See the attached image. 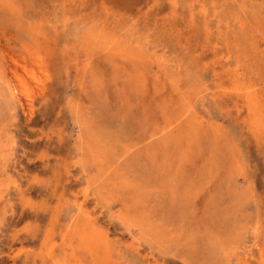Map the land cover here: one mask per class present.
Masks as SVG:
<instances>
[{
  "label": "rangeland",
  "instance_id": "obj_1",
  "mask_svg": "<svg viewBox=\"0 0 264 264\" xmlns=\"http://www.w3.org/2000/svg\"><path fill=\"white\" fill-rule=\"evenodd\" d=\"M0 264H264V0H0Z\"/></svg>",
  "mask_w": 264,
  "mask_h": 264
},
{
  "label": "bare ground",
  "instance_id": "obj_2",
  "mask_svg": "<svg viewBox=\"0 0 264 264\" xmlns=\"http://www.w3.org/2000/svg\"><path fill=\"white\" fill-rule=\"evenodd\" d=\"M14 89V88H13ZM15 90V89H14ZM11 91V90H10ZM15 92V91H14Z\"/></svg>",
  "mask_w": 264,
  "mask_h": 264
}]
</instances>
